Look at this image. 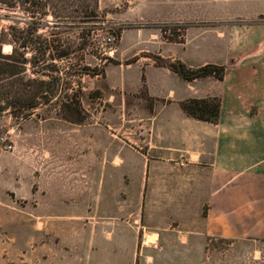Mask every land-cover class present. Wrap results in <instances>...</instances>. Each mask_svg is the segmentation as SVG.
<instances>
[{"label": "crops", "instance_id": "obj_1", "mask_svg": "<svg viewBox=\"0 0 264 264\" xmlns=\"http://www.w3.org/2000/svg\"><path fill=\"white\" fill-rule=\"evenodd\" d=\"M98 7L118 9V21L141 25L123 49L134 63L118 68H136L139 81L127 78L110 87L133 95L144 84L152 100L139 125L145 137L135 138L130 150L120 147L135 161L98 163L130 178L113 189L108 178L106 199L124 196L137 204L144 237L153 238H144L145 247L171 251L176 264H205L209 244L218 239L232 246L234 240L264 239V0H98ZM173 23L188 25L184 44L163 39L158 26ZM145 54L193 69L224 66L225 78L187 82ZM212 97L221 100L217 124L188 117L180 108L182 101ZM87 163V169L98 167ZM116 227L98 241L97 258L81 264L120 263L118 254L124 257L128 247L124 222Z\"/></svg>", "mask_w": 264, "mask_h": 264}, {"label": "rangeland", "instance_id": "obj_2", "mask_svg": "<svg viewBox=\"0 0 264 264\" xmlns=\"http://www.w3.org/2000/svg\"><path fill=\"white\" fill-rule=\"evenodd\" d=\"M117 11L98 7L97 18L85 22L55 20L50 15L42 21L45 26L40 33L48 41H57L62 49L70 47L73 53L69 59L56 62L53 73L60 77V91L50 103L27 118H16L8 111L0 116V264H81L83 259L94 260L98 241L107 240L119 220L125 224L128 247L124 257L119 252V264H176L171 251L145 247L137 204L124 201V196L106 199L108 178L112 189L128 185L130 178L128 172L123 176L117 168L102 169L98 163L135 161L131 152L124 155L120 147L130 150L135 138L145 137L139 125L143 112L152 106L144 84L133 95L109 85L127 78L139 81L136 68L129 72L118 68L134 63L123 49L133 44L131 36L141 25L118 21ZM26 21L29 19L21 11L0 9V31L25 29ZM166 26V37L184 39L187 24L158 27ZM11 50L10 45L3 46L4 54ZM26 57L30 59V52ZM144 57L154 64L157 56ZM26 75L29 79L43 78L32 73L31 66H27ZM71 98L80 105L78 111L85 119L82 124L63 118V105ZM87 162H94L97 169H87ZM166 237L163 233L161 245ZM233 242L232 246L230 240L212 241L205 264H264V239Z\"/></svg>", "mask_w": 264, "mask_h": 264}, {"label": "trees", "instance_id": "obj_3", "mask_svg": "<svg viewBox=\"0 0 264 264\" xmlns=\"http://www.w3.org/2000/svg\"><path fill=\"white\" fill-rule=\"evenodd\" d=\"M97 2L98 0H0V9L8 12L21 11L29 19L25 22V29L9 27L0 31V116L8 111V114L16 118H27L33 111L55 98L60 91V77L53 73V69L56 68V62L69 59L73 51L70 47L62 49L57 41H48L40 33V29L45 26L42 21L49 15L55 20H95ZM75 25L76 23L71 24ZM187 26L183 27L184 31ZM161 32L165 41L184 44V39L165 36L167 26L161 28ZM4 45L11 46L9 54L3 53ZM28 52L31 54L30 59L26 57ZM153 61L157 67L168 68L187 82L208 77L223 81L226 74L224 66L214 64L193 69L179 60L154 57ZM27 66H31L32 73L43 78L29 79L26 75ZM103 74L102 72L101 75ZM69 101L70 103L63 105L66 109L63 118L69 123L82 124L85 119L78 111V101H73L72 98ZM180 108L188 117L217 124L221 114V100L218 97L188 99L180 103Z\"/></svg>", "mask_w": 264, "mask_h": 264}, {"label": "bare ground", "instance_id": "obj_4", "mask_svg": "<svg viewBox=\"0 0 264 264\" xmlns=\"http://www.w3.org/2000/svg\"><path fill=\"white\" fill-rule=\"evenodd\" d=\"M146 235H147V234H145V237H146ZM147 236H148V235H147ZM145 237H144V238H145ZM149 237H150V236H149ZM149 237H146V241H145V239H144V241H145L146 243H147V242H150V241L153 240L152 237H151V238H149ZM153 237H154V236H153ZM146 243H145V244H146ZM152 243H153V242H152Z\"/></svg>", "mask_w": 264, "mask_h": 264}, {"label": "water", "instance_id": "obj_5", "mask_svg": "<svg viewBox=\"0 0 264 264\" xmlns=\"http://www.w3.org/2000/svg\"><path fill=\"white\" fill-rule=\"evenodd\" d=\"M7 113V112H6Z\"/></svg>", "mask_w": 264, "mask_h": 264}]
</instances>
